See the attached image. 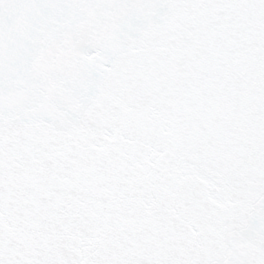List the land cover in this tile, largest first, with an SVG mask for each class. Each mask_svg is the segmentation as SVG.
Wrapping results in <instances>:
<instances>
[{
    "label": "snow or ice",
    "instance_id": "obj_1",
    "mask_svg": "<svg viewBox=\"0 0 264 264\" xmlns=\"http://www.w3.org/2000/svg\"><path fill=\"white\" fill-rule=\"evenodd\" d=\"M0 264H264V0H0Z\"/></svg>",
    "mask_w": 264,
    "mask_h": 264
}]
</instances>
